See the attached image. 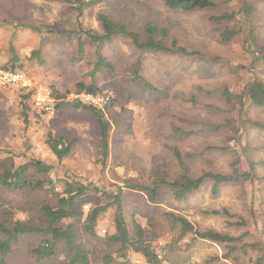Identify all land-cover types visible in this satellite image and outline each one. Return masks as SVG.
I'll use <instances>...</instances> for the list:
<instances>
[{
    "label": "rangeland",
    "instance_id": "rangeland-1",
    "mask_svg": "<svg viewBox=\"0 0 264 264\" xmlns=\"http://www.w3.org/2000/svg\"><path fill=\"white\" fill-rule=\"evenodd\" d=\"M215 1L214 9L183 12L159 0H105L79 14L63 0H0V62L9 60L13 45L25 60L23 70L51 89L57 105L74 101L66 97L76 93L78 83L94 80L101 88L98 94L109 98L99 106L111 123L109 154L104 157L91 111L57 106L54 113H43L30 99L26 124L20 89L0 87V160L13 158L17 165L43 160L54 165L46 177L53 180L55 192H62L67 182L89 186L81 205L85 213L94 206H109L100 217L99 239L92 246L97 250L95 264H104L106 253L116 258L112 264H148L133 251L124 259L107 244L106 238L115 231V209L104 192L120 188L129 225L134 218L155 230L153 242L165 257L163 264H255L260 259L264 264V251L253 245L264 244V129L245 124L239 103H229L223 95L225 87L240 93L253 77L264 80V62L256 61L259 51L254 43L247 44L252 29L264 45V0ZM246 6L253 8L249 15ZM227 11L237 12L232 22L211 18ZM99 12L125 20L139 31L153 23L167 32L168 46L176 39L192 54L142 51L130 38L117 36L101 46L114 68L98 71L92 79L98 55L87 33H102ZM227 25L240 33L223 42L219 34ZM79 40L85 48L81 56ZM39 47L44 64L28 60ZM144 79L153 87H147ZM247 106L246 102L247 117L264 122V109ZM49 131L76 138L72 153L61 161L46 143ZM175 148L192 176L205 171L244 175L251 172V164L254 175L248 181L242 177L223 184L217 194L209 180L186 200L175 199L166 185L156 204L149 203L146 192L127 186L129 182L150 185L157 172L168 179L177 176L181 168ZM55 198L51 187L23 197L0 186V218H33L39 203H53ZM166 211L184 215L198 230L243 238L235 242L238 248L229 258L225 257L228 245L194 233L175 241L178 233L171 229ZM26 255L25 251L19 261H29Z\"/></svg>",
    "mask_w": 264,
    "mask_h": 264
},
{
    "label": "trees",
    "instance_id": "trees-1",
    "mask_svg": "<svg viewBox=\"0 0 264 264\" xmlns=\"http://www.w3.org/2000/svg\"><path fill=\"white\" fill-rule=\"evenodd\" d=\"M63 1L71 5L79 14H83L85 10L95 7L105 0ZM159 1L171 10L183 12L214 9L218 5L215 0ZM245 11L249 15L253 8L246 6ZM236 15L237 12L227 11L212 15L211 18L227 24L232 22ZM97 19L102 26V33L90 31L87 33V36L96 44V53L98 55L95 68L91 73L92 79L95 78L96 72L114 68L113 63L102 54L101 46L106 42L113 43L117 36L130 38L133 45L142 51H169L173 54H192L185 46L178 44L176 39L172 41L171 46H168L164 38L167 32L159 30L153 23L146 24L139 31L130 27L125 20L115 18L106 12H99ZM239 33V29L227 25L220 32L219 37L223 42H229ZM249 37L250 40L247 39L248 46L252 42L259 51L256 56L257 63L264 62V45L259 44L252 29L249 31ZM84 50V41L79 40L80 56L84 53ZM10 51V58L4 66L23 69L25 60L21 58L13 45L10 46ZM28 60L33 63L44 64L45 59L42 55V47L34 49ZM144 83L149 88L153 87L146 79H144ZM76 90V92L84 91L95 94L101 92V88L95 80L90 83H78ZM20 91L21 114L24 122L28 124L29 101L32 93L22 89ZM223 95L229 103L234 101L239 103V113L242 114L244 112L245 124L248 123L247 125L252 127L264 129V122L255 121L247 117L248 112L245 110L246 102L248 103L247 108L264 109V80L262 78L253 77L240 93H234L229 87H225ZM57 106L60 109L67 106L83 107L94 114L100 130L103 154L104 157H107L110 147L111 123L105 112L98 106L85 104L79 100L61 102ZM75 142L76 138H68L64 135L57 136L52 131L48 132L46 138V143L59 161L72 153ZM175 153L181 168L177 176L168 179L165 173L157 172V177L150 185L129 182L127 186L131 189L146 192L149 203L156 204L159 202L161 189L166 185L175 199L186 200L190 193L200 189L209 180L213 182L212 191L217 194L223 184L239 182L242 177H244V181H248L254 175L253 169L255 165L251 164V172H246L244 175L205 171L198 176H192L186 168L178 148H175ZM53 168L54 165L39 159H33L20 165H17L13 158L0 160V186L6 191L27 197L40 190H48L51 187L56 197L53 203L48 201L39 203L38 208H35L37 214L33 218L27 217L25 220L12 217L0 218V264H95L97 250L93 249L92 246L94 240L99 239L97 227L100 217L109 206H94L85 213L81 205L86 201L89 186L81 182H67L62 192H55L53 190L55 187L53 180L46 177ZM104 193L112 198L110 206L115 209L113 219L115 231L106 238L108 246L116 247L115 251L124 259H127L129 251H133L142 256L148 264H163L165 257L161 256L153 242L156 236L155 230H149V228L144 227L134 218L132 226L129 225L126 218L124 192L122 189L120 188L115 193ZM165 218L171 229L178 233L175 241L194 233L196 237L225 243L230 247L228 254L225 256L227 258L238 248L235 242L243 238V236L236 238L213 230H198L187 217L174 211H166ZM253 245L264 251V244L257 242ZM25 251L27 254L26 258L29 261H19L20 255H24ZM104 259V264H112L116 261V258L110 253H106ZM255 264H262L261 259L256 261Z\"/></svg>",
    "mask_w": 264,
    "mask_h": 264
},
{
    "label": "built area",
    "instance_id": "built-area-1",
    "mask_svg": "<svg viewBox=\"0 0 264 264\" xmlns=\"http://www.w3.org/2000/svg\"><path fill=\"white\" fill-rule=\"evenodd\" d=\"M0 87H16L31 92L33 106L43 113H54L57 107V98L51 89L34 80L28 73L19 68L5 67L0 64ZM66 99L79 100L85 104L102 106L109 98L95 93L76 92L67 95Z\"/></svg>",
    "mask_w": 264,
    "mask_h": 264
},
{
    "label": "crops",
    "instance_id": "crops-1",
    "mask_svg": "<svg viewBox=\"0 0 264 264\" xmlns=\"http://www.w3.org/2000/svg\"><path fill=\"white\" fill-rule=\"evenodd\" d=\"M0 64L4 65V63L0 62Z\"/></svg>",
    "mask_w": 264,
    "mask_h": 264
}]
</instances>
